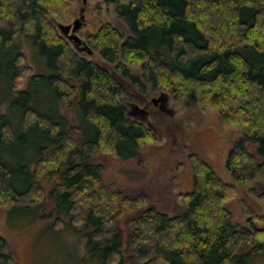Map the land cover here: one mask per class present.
I'll list each match as a JSON object with an SVG mask.
<instances>
[{"label":"trees","instance_id":"obj_1","mask_svg":"<svg viewBox=\"0 0 264 264\" xmlns=\"http://www.w3.org/2000/svg\"><path fill=\"white\" fill-rule=\"evenodd\" d=\"M72 1L0 0L1 85L18 95L15 116L0 104V206L57 230L77 221L81 228L71 229L85 237L91 264L124 263L116 232L123 218L137 264H264V229L254 225L262 216L244 207L249 226L238 227L226 207L236 187L250 183L264 198V0H114L130 35L106 23L86 44L112 71L71 48L49 20L63 19ZM23 41L46 74L28 75ZM138 65L154 90L217 112L243 136L227 155L231 184L191 156L192 190L177 197L181 214L173 217L146 207V199L107 193L102 168L91 161L103 152L133 159L157 140L120 101L128 87L145 93L128 72ZM43 183L53 203L47 215L28 207L44 198ZM0 264H15L1 235Z\"/></svg>","mask_w":264,"mask_h":264},{"label":"rangeland","instance_id":"obj_2","mask_svg":"<svg viewBox=\"0 0 264 264\" xmlns=\"http://www.w3.org/2000/svg\"><path fill=\"white\" fill-rule=\"evenodd\" d=\"M81 15L84 17L83 25L76 35L87 45L88 38L106 23L117 29L123 37L130 35L126 22L115 13L114 0H85L84 4L83 0H74L69 4L63 19L48 18L54 23L72 25ZM66 41L71 48L82 54L72 41ZM23 44L27 66L31 68L28 75L46 74L47 68L37 52L26 42L23 41ZM83 54L87 56L86 53ZM89 59L110 71L114 70L113 64L105 63L96 53ZM127 68L131 76L142 80L145 93H138L134 88L128 87L120 101L127 111V117L142 122L157 140L145 145L133 159H121L114 153L103 152L92 155L91 161L102 168L101 177L107 193H119L130 201L146 199V207H152L158 213L169 217L178 213L180 215L181 207L177 204V197L188 194L193 186L189 162L191 156H198L223 183L231 184L226 159L233 143L243 136L238 129L223 122L217 112L202 105L187 106L185 101L176 103L171 95L154 90L143 78L142 65ZM2 76L1 74L0 78ZM3 81L2 77L0 85ZM17 98L18 95L15 94L9 96L5 86L1 85L0 104L4 106L6 115L13 117L17 114H11L15 112H11V106ZM73 100L70 98V101ZM61 112L70 115L69 118L74 115L72 106L61 107ZM49 187L50 185L43 183L44 198L39 204L28 205H40L41 215H47L53 209V203L47 197ZM256 188L258 186L251 183L236 187L235 196L226 204L232 225L249 226L246 211H243L245 207L247 210L251 209L257 217L262 216L263 220H255L254 225L258 229H264V198H260ZM8 212L0 206V235L7 241L15 264H91L85 237L71 229L81 228L77 221L70 222L71 228L59 223L60 228L57 230L56 227L49 226L50 220L35 219L26 210L16 214ZM116 232L123 238L122 264H137L127 245L132 233L128 230L125 218L118 222ZM107 235L106 238H110V234ZM236 252L240 253V249Z\"/></svg>","mask_w":264,"mask_h":264},{"label":"water","instance_id":"obj_3","mask_svg":"<svg viewBox=\"0 0 264 264\" xmlns=\"http://www.w3.org/2000/svg\"><path fill=\"white\" fill-rule=\"evenodd\" d=\"M84 2L85 0H83V4ZM83 20L84 17L81 15L80 18L75 20L72 25H63L60 23L57 24V29L62 37L66 38L68 41H72L76 49L81 52H85L87 55H91L92 51L86 46L85 43H83V41L79 40L76 35L83 25Z\"/></svg>","mask_w":264,"mask_h":264},{"label":"flooded vegetation","instance_id":"obj_4","mask_svg":"<svg viewBox=\"0 0 264 264\" xmlns=\"http://www.w3.org/2000/svg\"><path fill=\"white\" fill-rule=\"evenodd\" d=\"M163 101H165V99H164ZM136 111H137V110H136ZM137 112H138V113H140V114H142V113H143V114L145 115V113H144V112H142V113H141L140 111H137ZM143 114H142V115H143Z\"/></svg>","mask_w":264,"mask_h":264},{"label":"bare ground","instance_id":"obj_5","mask_svg":"<svg viewBox=\"0 0 264 264\" xmlns=\"http://www.w3.org/2000/svg\"><path fill=\"white\" fill-rule=\"evenodd\" d=\"M97 34V33H96ZM90 36V35H89ZM88 38V37H87ZM89 42V41H88ZM89 45V44H88ZM91 47V46H90ZM83 53V52H82ZM85 57V56H84ZM26 72H27V70H26ZM43 93V92H42ZM143 114V113H142Z\"/></svg>","mask_w":264,"mask_h":264}]
</instances>
